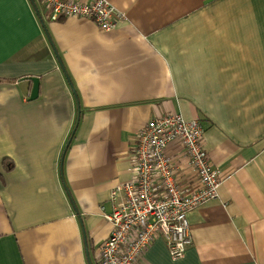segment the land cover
<instances>
[{
  "label": "crops",
  "instance_id": "crops-1",
  "mask_svg": "<svg viewBox=\"0 0 264 264\" xmlns=\"http://www.w3.org/2000/svg\"><path fill=\"white\" fill-rule=\"evenodd\" d=\"M110 1L126 20L103 32L0 0V264H99L131 143L168 114L203 123L223 185L184 259L159 239L139 264H264V0Z\"/></svg>",
  "mask_w": 264,
  "mask_h": 264
},
{
  "label": "built area",
  "instance_id": "built-area-1",
  "mask_svg": "<svg viewBox=\"0 0 264 264\" xmlns=\"http://www.w3.org/2000/svg\"><path fill=\"white\" fill-rule=\"evenodd\" d=\"M42 19L92 21L109 31L120 20L108 0H39ZM180 115L153 118L132 144V181L111 190L113 210L105 215L113 225L101 247L99 264H139L153 244L164 239L170 257L184 259L193 246L190 215L219 198L223 180L204 145L206 128ZM182 152L171 154L173 146ZM189 172V184L180 176Z\"/></svg>",
  "mask_w": 264,
  "mask_h": 264
},
{
  "label": "water",
  "instance_id": "water-1",
  "mask_svg": "<svg viewBox=\"0 0 264 264\" xmlns=\"http://www.w3.org/2000/svg\"><path fill=\"white\" fill-rule=\"evenodd\" d=\"M37 11V13L39 14V11L38 10H36ZM31 81H32V84H33V90H32V93H31V96H30V100L31 101H33V100H36L37 98H38V95H39V89H40V84H39V79H37V78H32L31 79ZM72 87V86H71ZM72 89H73V87H72ZM73 91H74V89H73ZM75 92V91H74ZM74 95L76 96V99H77V95H76V93H74ZM77 101H78V99H77ZM80 112V111H79ZM80 115H79V118L77 119V124H76V126H75V129H74V132H76V130H77V127H78V125H79V122H80ZM74 132H72L73 133V135H72V139H73V137H74V135H75V133ZM72 139L69 141V143H68V145H70V142L72 141ZM67 145V147H69ZM67 150V149H66Z\"/></svg>",
  "mask_w": 264,
  "mask_h": 264
},
{
  "label": "rangeland",
  "instance_id": "rangeland-1",
  "mask_svg": "<svg viewBox=\"0 0 264 264\" xmlns=\"http://www.w3.org/2000/svg\"><path fill=\"white\" fill-rule=\"evenodd\" d=\"M109 1V3L110 4H112L111 3V1L110 0H108ZM112 6L117 10V8L112 4ZM36 10H38L37 8H35ZM39 11V10H38ZM37 12V11H36ZM117 12H119L120 14H119V16L121 17L120 18V20L116 23V25L111 29V30H109V31H112V30H114V28H116L122 21H124V20H126V16H124L125 14L123 13V12H121V11H119V10H117ZM40 13L41 12H39V15H40ZM41 17H42V15H41ZM72 19H76V18H72ZM80 19V18H79ZM78 19V20H79ZM80 20H82V19H80ZM82 21H85V20H82ZM86 22H92V21H86ZM92 23H94V22H92ZM94 24H96V23H94ZM97 25V24H96ZM97 27H98V25H97ZM98 29L100 30V28L98 27ZM100 31H103V30H100ZM103 32H108V31H103ZM60 60V59H59ZM67 75V74H66ZM32 79V78H31ZM38 79V78H37ZM31 81V80H30ZM72 88V87H71ZM33 90V89H32ZM39 91H40V89H39ZM39 97V96H38ZM34 101V100H33ZM168 115H180V116H182L181 114H168ZM184 117V116H183ZM185 118V117H184ZM76 126V125H75ZM74 132V131H73ZM72 135H73V133L71 134V139H72ZM70 139V140H71ZM68 148V147H67ZM112 233V232H111ZM104 244V243H103ZM103 244H102V246H103ZM101 246V247H102ZM101 247H100V253H99V257H100V254H101Z\"/></svg>",
  "mask_w": 264,
  "mask_h": 264
},
{
  "label": "trees",
  "instance_id": "trees-1",
  "mask_svg": "<svg viewBox=\"0 0 264 264\" xmlns=\"http://www.w3.org/2000/svg\"><path fill=\"white\" fill-rule=\"evenodd\" d=\"M67 78H68V80H69L68 82H70V79H69L68 75H67ZM70 85L72 86L71 82H70ZM68 195H69V194H68ZM69 196H70V195H69ZM69 196H68V197H69Z\"/></svg>",
  "mask_w": 264,
  "mask_h": 264
}]
</instances>
